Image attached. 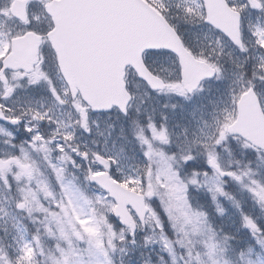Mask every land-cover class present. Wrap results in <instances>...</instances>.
Here are the masks:
<instances>
[{
    "label": "snow or ice",
    "instance_id": "snow-or-ice-1",
    "mask_svg": "<svg viewBox=\"0 0 264 264\" xmlns=\"http://www.w3.org/2000/svg\"><path fill=\"white\" fill-rule=\"evenodd\" d=\"M0 264H264V0H0Z\"/></svg>",
    "mask_w": 264,
    "mask_h": 264
}]
</instances>
